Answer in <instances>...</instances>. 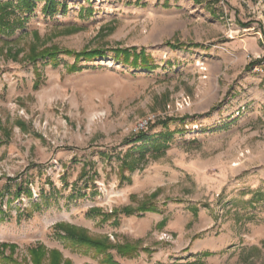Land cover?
<instances>
[{
	"label": "rangeland",
	"instance_id": "rangeland-1",
	"mask_svg": "<svg viewBox=\"0 0 264 264\" xmlns=\"http://www.w3.org/2000/svg\"><path fill=\"white\" fill-rule=\"evenodd\" d=\"M45 1L0 32V264L38 247L41 264H108L58 224L139 248L117 264H264V0ZM53 49L107 55L30 63Z\"/></svg>",
	"mask_w": 264,
	"mask_h": 264
},
{
	"label": "trees",
	"instance_id": "trees-1",
	"mask_svg": "<svg viewBox=\"0 0 264 264\" xmlns=\"http://www.w3.org/2000/svg\"><path fill=\"white\" fill-rule=\"evenodd\" d=\"M38 0H19L16 6L11 3H0V32H8L15 33L17 30L24 28L26 19H21L15 16V12L19 11L24 15H32L37 8ZM57 6H59L57 0H46L45 5L43 7V13L48 16H55L58 12ZM15 8V11H13ZM66 9V7H63ZM117 58L123 59L126 65H132L135 68H142L145 70H155L156 67L153 64L152 59L146 55L145 51H141L137 53V49H126V50H117L116 51ZM59 55H65L67 57H72L75 60V63L69 68L70 73L79 72L81 69V62H94L98 59L105 58L107 52L103 50H85L83 52H71V51H58L56 49L53 50H45L41 53H32L30 56V63L37 64L39 61L50 60L51 62H56ZM132 59V61H130ZM146 138L145 131L137 134V140H144ZM167 138V137H166ZM169 138V137H168ZM167 138V139H168ZM163 148H160L159 145L154 147V150L158 153L162 151ZM144 158V155L140 156V159ZM22 194V190H17L16 195L19 198ZM5 197V193L0 192V212H3V200ZM9 203V201H8ZM155 211L153 208L148 205H143L138 208V212L147 213ZM127 215H133L135 213L134 210L128 209L125 211ZM57 230L62 231L64 233V239L69 241L73 247H81L85 246L90 249L97 250L98 253L104 254L106 256V263L108 264H117L113 260V256L109 253L110 251H116L120 256L127 257L132 259L138 254V247L126 244V245H110L106 241H99L94 238H91L87 235V233L80 228L73 227L66 224H58L55 227ZM5 246V245H3ZM43 248L38 247L37 249H33L31 251L32 260L34 264H41L40 260L43 255ZM51 264H59L61 254L57 251L51 252ZM13 264H17L16 262Z\"/></svg>",
	"mask_w": 264,
	"mask_h": 264
},
{
	"label": "built area",
	"instance_id": "built-area-1",
	"mask_svg": "<svg viewBox=\"0 0 264 264\" xmlns=\"http://www.w3.org/2000/svg\"><path fill=\"white\" fill-rule=\"evenodd\" d=\"M148 127V122L146 121V122H141L139 125H138V127H137V129H136V131L138 132V133H141V132H144L145 131V129Z\"/></svg>",
	"mask_w": 264,
	"mask_h": 264
},
{
	"label": "crops",
	"instance_id": "crops-1",
	"mask_svg": "<svg viewBox=\"0 0 264 264\" xmlns=\"http://www.w3.org/2000/svg\"><path fill=\"white\" fill-rule=\"evenodd\" d=\"M218 1H219L218 4L223 5L224 2H226L227 0H218ZM213 2H217V0H213ZM199 5L202 6V5H204V4H202V2H201V3H199ZM209 15H210V16H214V15H215V12L209 10ZM259 67H260V66H257L256 69H258ZM258 70H259V69H258Z\"/></svg>",
	"mask_w": 264,
	"mask_h": 264
}]
</instances>
